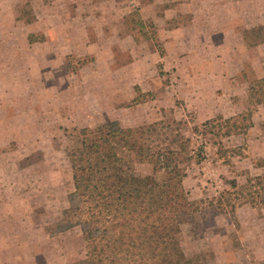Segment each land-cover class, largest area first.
Returning <instances> with one entry per match:
<instances>
[{
	"label": "rangeland",
	"instance_id": "374dc122",
	"mask_svg": "<svg viewBox=\"0 0 264 264\" xmlns=\"http://www.w3.org/2000/svg\"><path fill=\"white\" fill-rule=\"evenodd\" d=\"M66 1L52 0L29 24L20 17L26 0H0V264H73L85 256L79 227H55L88 192L74 185L66 154L84 130L111 121L158 124L148 133L151 151L185 148L183 184L201 210L193 224L169 230L170 243H181L194 264H264V206L248 189L249 177L264 175V104H248L250 82L264 77V42L218 50L232 57L224 81L212 50L181 44L189 71L182 59L161 60L164 43L133 0H69L68 9ZM116 2L131 14L122 16ZM31 33H45L47 43L30 44ZM218 95L227 116L198 122L185 108L210 116Z\"/></svg>",
	"mask_w": 264,
	"mask_h": 264
},
{
	"label": "trees",
	"instance_id": "16d2710c",
	"mask_svg": "<svg viewBox=\"0 0 264 264\" xmlns=\"http://www.w3.org/2000/svg\"><path fill=\"white\" fill-rule=\"evenodd\" d=\"M50 2L26 0L20 17L35 23ZM247 36L263 43L264 25L247 31ZM152 37L158 43L156 30ZM28 38L34 43L44 36L32 33ZM248 104H264V77L250 83ZM156 125L124 128L117 121L105 122L84 130L81 145L67 151L74 185L88 189L55 224L58 232L79 227L85 236V256L73 264H194L181 243L168 241V232L193 224L200 202L189 198L183 184L178 157L185 148L151 151L147 137ZM144 165H150L151 172L145 173ZM248 186L264 206V175L249 177Z\"/></svg>",
	"mask_w": 264,
	"mask_h": 264
},
{
	"label": "crops",
	"instance_id": "0c3cea01",
	"mask_svg": "<svg viewBox=\"0 0 264 264\" xmlns=\"http://www.w3.org/2000/svg\"><path fill=\"white\" fill-rule=\"evenodd\" d=\"M133 2H135L139 12H141L142 20L144 22L145 20H150L156 26L154 30H156L158 41L164 43L163 50H165V53L160 54L161 60L175 61L182 59V68L184 71H189L190 68H184L187 63L184 64L186 59L182 57V51L179 47L181 44L182 47L188 44L194 45V50L200 49L202 51L200 54L208 53L212 50L214 52V59L212 61L216 62V67L220 69L217 73L224 81L232 75L230 73V61L232 57L229 53L220 57V51L218 52V50H224V45L233 41L238 43L237 46L244 47L247 44L246 39L250 38L247 36V31L264 25V0H148V2L143 4L137 3V0H133ZM117 4L122 16L131 14V9L123 13L120 2H116V6L114 7H117ZM49 5L53 7L54 3H49L45 10H47ZM259 5H262V8ZM63 6L66 9L70 8L69 0ZM256 7L260 11L255 10ZM252 10L254 11L252 16L255 17L256 15V23H251ZM43 17L44 15L39 16V19L42 20ZM41 35L44 36L43 40L29 43L44 46L48 38L45 33H41ZM193 35L195 39L192 40ZM70 52H72L71 48ZM196 55L199 56L197 53ZM203 56L201 58H206ZM135 58H137L136 55ZM219 64H221L222 68H220ZM194 67L201 68L196 63H194ZM192 74H196L195 69H193ZM192 74L189 75L192 76ZM229 84L232 85L231 82ZM195 90L194 86L185 85L183 91L195 92ZM217 97L213 101L214 105H209L211 109L214 107V111L210 116L204 117V114L201 112V106L198 105L191 107L187 103L185 104V108L194 111L198 122H205L215 117L227 116L222 107L218 108L220 106V100L222 99L219 95ZM185 108H182V110H185Z\"/></svg>",
	"mask_w": 264,
	"mask_h": 264
}]
</instances>
